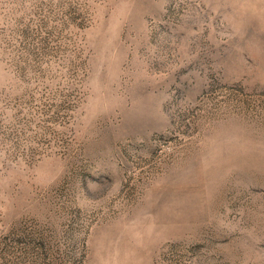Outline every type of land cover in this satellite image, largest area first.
Here are the masks:
<instances>
[{
    "label": "rangeland",
    "instance_id": "1",
    "mask_svg": "<svg viewBox=\"0 0 264 264\" xmlns=\"http://www.w3.org/2000/svg\"><path fill=\"white\" fill-rule=\"evenodd\" d=\"M0 264H264V0H0Z\"/></svg>",
    "mask_w": 264,
    "mask_h": 264
}]
</instances>
